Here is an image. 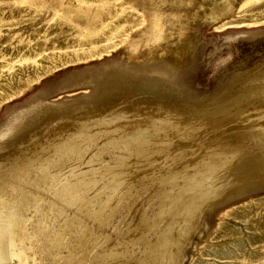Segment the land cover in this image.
<instances>
[{
	"label": "rangeland",
	"instance_id": "obj_1",
	"mask_svg": "<svg viewBox=\"0 0 264 264\" xmlns=\"http://www.w3.org/2000/svg\"><path fill=\"white\" fill-rule=\"evenodd\" d=\"M0 264H264V0H0Z\"/></svg>",
	"mask_w": 264,
	"mask_h": 264
},
{
	"label": "bare ground",
	"instance_id": "obj_2",
	"mask_svg": "<svg viewBox=\"0 0 264 264\" xmlns=\"http://www.w3.org/2000/svg\"><path fill=\"white\" fill-rule=\"evenodd\" d=\"M249 3V2H248ZM184 43V42H183ZM182 47V46H181ZM182 50V49H181ZM179 56V55H178ZM179 251H181V250H179ZM180 253V252H179ZM179 255V254H178ZM168 255H165L163 258H164V260H165V262L168 260Z\"/></svg>",
	"mask_w": 264,
	"mask_h": 264
}]
</instances>
